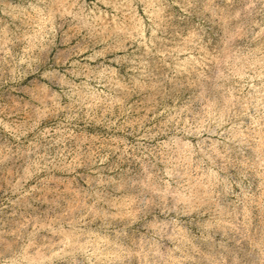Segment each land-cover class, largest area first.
<instances>
[{"label":"rangeland","instance_id":"1","mask_svg":"<svg viewBox=\"0 0 264 264\" xmlns=\"http://www.w3.org/2000/svg\"><path fill=\"white\" fill-rule=\"evenodd\" d=\"M0 264H264V0H0Z\"/></svg>","mask_w":264,"mask_h":264},{"label":"bare ground","instance_id":"2","mask_svg":"<svg viewBox=\"0 0 264 264\" xmlns=\"http://www.w3.org/2000/svg\"><path fill=\"white\" fill-rule=\"evenodd\" d=\"M25 79H27V78H25ZM29 93V92H28ZM31 93V92H30ZM33 94V93H32ZM34 99V98H33Z\"/></svg>","mask_w":264,"mask_h":264}]
</instances>
